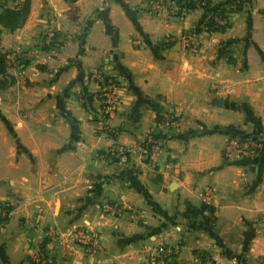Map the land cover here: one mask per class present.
Masks as SVG:
<instances>
[{"label":"crops","instance_id":"1","mask_svg":"<svg viewBox=\"0 0 264 264\" xmlns=\"http://www.w3.org/2000/svg\"><path fill=\"white\" fill-rule=\"evenodd\" d=\"M28 1L20 28L0 27V264H146L159 247L170 264H264V157L231 146L264 138V0L216 32L185 0ZM97 74L121 101L104 124Z\"/></svg>","mask_w":264,"mask_h":264},{"label":"built area","instance_id":"2","mask_svg":"<svg viewBox=\"0 0 264 264\" xmlns=\"http://www.w3.org/2000/svg\"><path fill=\"white\" fill-rule=\"evenodd\" d=\"M196 1V0H195ZM194 2V0H186V4ZM182 14H185L187 11V7L182 8ZM217 26L221 27L225 25L224 20H217ZM51 37H48L50 39ZM96 79L100 86V92L97 96L98 101L100 102V122H106L110 119L114 113L116 112L118 106L120 105V96L118 94V83L117 81L110 76H103L101 74H97ZM104 124V123H103ZM174 124V116H165L161 120L158 125V129L164 130L170 129ZM103 132L106 136L110 138H114L118 135L116 130L110 129L107 126L102 127ZM264 144L263 139H247V140H237L232 139L231 146L234 149V152L237 154V157L244 160H251L256 158L260 154V150H262ZM160 147V143L154 141L153 134H150L146 141L143 142L140 146H138V151L142 155H147L149 153H154L158 151ZM109 156L114 158H119L121 160H126L129 155L128 150L123 148H114L108 153ZM9 212L8 208L5 205L0 204V222H4L8 218ZM72 238L74 243H78L83 245L86 249L93 248L94 241L91 237L86 236V233L80 230H76L72 234ZM170 255L171 252L164 247H159L153 254L148 255L146 264H170ZM39 264H45L46 260L40 259L37 261Z\"/></svg>","mask_w":264,"mask_h":264},{"label":"trees","instance_id":"3","mask_svg":"<svg viewBox=\"0 0 264 264\" xmlns=\"http://www.w3.org/2000/svg\"><path fill=\"white\" fill-rule=\"evenodd\" d=\"M177 2H180L182 0H175ZM184 1V0H183ZM186 1V0H185ZM199 2L204 4L195 5L192 2H189L186 5L188 10H193L196 7H200L204 9L205 11V20H207V29L208 31L216 32V31H222L223 28L217 26V20H226L225 27H227V15L229 13H234L237 11H240L242 9V6L248 3L247 0H230L224 4H217L212 5L208 0H194V2ZM67 2H74V0H67ZM185 7V6H184ZM182 9V8H181ZM29 11V1L25 0L23 3V6L21 9H8L5 8L0 12V27L3 29H6L8 31H15L16 29L20 28L28 14ZM6 57L7 54L2 53L0 54V77L2 80L0 81V89L4 88L5 82H6ZM13 81L12 79H10ZM231 139H237V140H247V139H263L260 134L255 133V135L251 136H232ZM264 157V144L262 147V150H260V154L257 158ZM198 210L191 207L190 205H187V214L190 216H195L198 214Z\"/></svg>","mask_w":264,"mask_h":264},{"label":"rangeland","instance_id":"4","mask_svg":"<svg viewBox=\"0 0 264 264\" xmlns=\"http://www.w3.org/2000/svg\"><path fill=\"white\" fill-rule=\"evenodd\" d=\"M228 15H229V14H228ZM18 56L20 57V58H19V61H20V62H24V61H25L26 55L18 54ZM39 258H40V256H39Z\"/></svg>","mask_w":264,"mask_h":264}]
</instances>
